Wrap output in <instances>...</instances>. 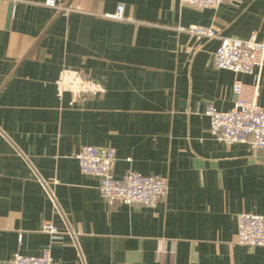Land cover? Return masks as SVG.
<instances>
[{
    "label": "crops",
    "instance_id": "crops-1",
    "mask_svg": "<svg viewBox=\"0 0 264 264\" xmlns=\"http://www.w3.org/2000/svg\"><path fill=\"white\" fill-rule=\"evenodd\" d=\"M43 2L0 0V264L47 247L55 264H264V247L233 245L238 214L264 216V155L215 140L204 114L255 82L212 57L221 38H264V0ZM190 25L216 37L177 31ZM258 86L264 109V66ZM82 146L112 148L115 178H166L167 195L108 206L79 171Z\"/></svg>",
    "mask_w": 264,
    "mask_h": 264
},
{
    "label": "built area",
    "instance_id": "built-area-1",
    "mask_svg": "<svg viewBox=\"0 0 264 264\" xmlns=\"http://www.w3.org/2000/svg\"><path fill=\"white\" fill-rule=\"evenodd\" d=\"M225 0H179L181 5L197 9H218ZM44 6L60 9L59 0H44ZM123 5H118L113 19L123 20ZM178 32H184L196 39L214 38L216 32L211 27L178 26ZM212 65L217 70H227L237 75L255 76L253 84L235 81L233 93L236 96L234 106L227 112L217 111L208 105L204 112L209 120V133L224 144H245L251 150L264 155V109L258 105L259 75L264 66V38L258 40L254 34L247 39L221 38L212 57ZM63 86V85H62ZM63 89H66L63 86ZM81 174L98 179L100 197L108 206L123 204L155 208L168 193L166 178L143 176L127 171L121 178H115L112 169L116 161L112 148L82 146L75 156ZM42 232L52 240L61 238V232L51 224L45 223ZM69 236L75 237L72 232ZM233 245L248 248L264 247V216L240 213L236 216V234ZM174 243L170 250L159 247L157 256H174ZM7 264H55L50 248L43 249L38 255L24 256L15 253Z\"/></svg>",
    "mask_w": 264,
    "mask_h": 264
}]
</instances>
